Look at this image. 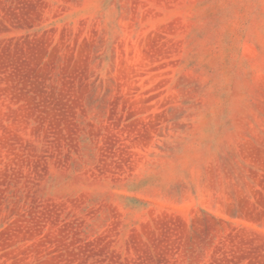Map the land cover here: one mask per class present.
Returning <instances> with one entry per match:
<instances>
[{
    "label": "rangeland",
    "instance_id": "obj_1",
    "mask_svg": "<svg viewBox=\"0 0 264 264\" xmlns=\"http://www.w3.org/2000/svg\"><path fill=\"white\" fill-rule=\"evenodd\" d=\"M0 264H264V0H0Z\"/></svg>",
    "mask_w": 264,
    "mask_h": 264
}]
</instances>
